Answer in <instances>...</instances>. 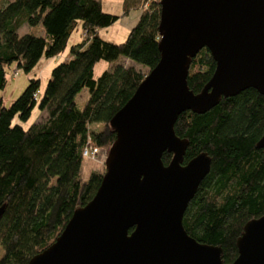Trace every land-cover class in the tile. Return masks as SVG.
Returning a JSON list of instances; mask_svg holds the SVG:
<instances>
[{
	"label": "trees",
	"instance_id": "16d2710c",
	"mask_svg": "<svg viewBox=\"0 0 264 264\" xmlns=\"http://www.w3.org/2000/svg\"><path fill=\"white\" fill-rule=\"evenodd\" d=\"M130 9L140 11L138 18L114 43L97 32L118 18L103 11L100 0H0V90L11 62L28 71L40 57L57 56L78 21L82 34L51 68L42 91L31 77L9 106L0 97V264H26L49 246L99 185L101 172L80 175L82 148L108 149L110 118L159 59V0H123L120 15ZM23 24L28 30L19 33ZM99 60L111 65L94 77ZM213 70L208 49L200 48L188 65V88L199 92ZM82 89L88 97L79 107L75 97ZM34 106L44 118L27 128L13 121L26 120ZM173 129L188 142L183 164L200 152L210 157L182 226L196 241L220 247L228 263L243 225L264 214V159L255 147L264 130V97L254 88L222 96L203 113H179ZM169 159L163 152L162 162Z\"/></svg>",
	"mask_w": 264,
	"mask_h": 264
},
{
	"label": "water",
	"instance_id": "95a60500",
	"mask_svg": "<svg viewBox=\"0 0 264 264\" xmlns=\"http://www.w3.org/2000/svg\"><path fill=\"white\" fill-rule=\"evenodd\" d=\"M159 59L112 115L114 139L91 199L26 264H264V214L236 238V257L190 237L183 212L209 171L200 152L184 164L179 113H203L220 97L254 88L264 97V0H159ZM208 49L214 70L199 92L186 83L190 59ZM262 148L264 130L255 143ZM163 152L169 161L161 160ZM3 207H0V216Z\"/></svg>",
	"mask_w": 264,
	"mask_h": 264
},
{
	"label": "rangeland",
	"instance_id": "374dc122",
	"mask_svg": "<svg viewBox=\"0 0 264 264\" xmlns=\"http://www.w3.org/2000/svg\"><path fill=\"white\" fill-rule=\"evenodd\" d=\"M4 1V0H3ZM28 30L27 25L23 24L19 28V33ZM129 28L125 26L124 21L121 19H116L113 23L106 27H102L98 29V35L101 39L119 43L122 42L127 33ZM40 34H44L43 30H40ZM82 39L81 29H80V22L76 24V27L71 31L66 45L64 49L55 57H40L34 65L28 70L24 71L22 68L17 67L15 62H11L5 68V85L0 90V97L2 99V105L7 107L10 103L21 93L24 89L25 85L28 82V79L31 77L38 78L39 80V90L42 91L45 83L49 77L51 68L61 61L68 53L69 47L79 42ZM123 63H127L126 60L120 59ZM111 63L105 60H99L95 63L93 69L94 77L98 76L103 70L109 68ZM137 69L146 72L147 69L136 65ZM16 71V73H14ZM88 97L87 89H82L80 93L77 94L75 97L76 103L79 107H81ZM45 114L43 111L39 110L37 106H34L31 110L29 117L24 121H18L15 117L13 121L18 122L23 128L29 127L32 123L39 121L40 119L44 118ZM98 125H95L97 127ZM107 150L100 148L99 154L94 159H83L82 164L80 167V175L81 177H87L90 171H99L101 173L104 172V154ZM2 254V250L0 248V256Z\"/></svg>",
	"mask_w": 264,
	"mask_h": 264
},
{
	"label": "crops",
	"instance_id": "0c3cea01",
	"mask_svg": "<svg viewBox=\"0 0 264 264\" xmlns=\"http://www.w3.org/2000/svg\"><path fill=\"white\" fill-rule=\"evenodd\" d=\"M122 1L123 0H100L103 11L117 15L118 19L123 20L125 26H127L130 29L136 22L140 11L137 9H130L126 15L121 16L120 14H121Z\"/></svg>",
	"mask_w": 264,
	"mask_h": 264
},
{
	"label": "built area",
	"instance_id": "2783aa9c",
	"mask_svg": "<svg viewBox=\"0 0 264 264\" xmlns=\"http://www.w3.org/2000/svg\"><path fill=\"white\" fill-rule=\"evenodd\" d=\"M14 73H16V71ZM99 151H100V148L98 147L86 145L82 148V151H81L82 159H94L98 156ZM105 156H106V152L104 154L103 159L105 158Z\"/></svg>",
	"mask_w": 264,
	"mask_h": 264
}]
</instances>
